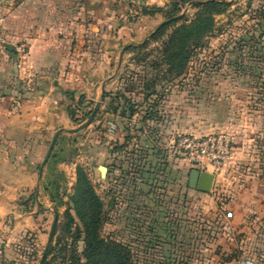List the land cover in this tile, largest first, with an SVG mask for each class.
I'll return each instance as SVG.
<instances>
[{"label": "rangeland", "instance_id": "rangeland-1", "mask_svg": "<svg viewBox=\"0 0 264 264\" xmlns=\"http://www.w3.org/2000/svg\"><path fill=\"white\" fill-rule=\"evenodd\" d=\"M118 1L129 9V19L140 17L135 3ZM237 5L215 16L214 31L195 49L182 76L165 74L160 66L163 42L173 28L150 40L155 19L162 16L156 14L142 22L147 28L136 32L109 90L102 92L100 86L112 72L102 73L115 69L119 59L108 68L92 59L94 68L81 75V84L72 76V93L40 110L38 133L25 141L30 154L23 157L24 166L31 169L32 162L33 168L30 182L14 190L16 212L30 217L23 224L30 226L15 242L11 258L5 261L0 248V264H41L49 248L45 264H85L83 229L73 201L79 172L102 203L100 236L126 246L133 264H224L231 259L241 264L248 258L234 246L245 235L231 233L224 215L188 186L190 165L176 160L175 143L183 132L176 128L173 107L176 101L191 103L199 93L216 117H264V0H238ZM196 11L182 8L189 20ZM144 41L146 46L138 47ZM98 101L87 127L59 134L40 175L56 131L82 125Z\"/></svg>", "mask_w": 264, "mask_h": 264}, {"label": "crops", "instance_id": "crops-1", "mask_svg": "<svg viewBox=\"0 0 264 264\" xmlns=\"http://www.w3.org/2000/svg\"><path fill=\"white\" fill-rule=\"evenodd\" d=\"M129 1L136 4L139 18L129 19L125 14L129 9L118 0H0L6 33L13 39L26 40L30 46L21 71L16 68L11 48L0 52V248L5 261L14 255L15 242L23 236L25 226H30L23 224L31 218L16 212L14 190L30 182L33 168L32 162L31 169L28 164L24 166L23 157L30 154L25 141L38 133L40 110L72 93V76L81 84V75H88L94 68L92 59L103 60V68L119 59L115 69L102 73L112 72L100 86L102 92L109 90L121 60L131 52L136 32L142 34L147 28L142 22L146 17L156 18L144 9L165 7L168 2ZM193 1L184 4L187 12L195 8ZM225 1L229 8L238 6V0ZM162 16L155 19L154 26L161 23ZM173 107L176 128L183 133L225 131L233 135L232 157L215 176L211 190H197L211 208L224 215L231 233L245 235L234 246L254 264H264V117H216L210 101L201 99L199 93L191 103L176 101ZM224 264L237 263L231 259Z\"/></svg>", "mask_w": 264, "mask_h": 264}, {"label": "trees", "instance_id": "trees-1", "mask_svg": "<svg viewBox=\"0 0 264 264\" xmlns=\"http://www.w3.org/2000/svg\"><path fill=\"white\" fill-rule=\"evenodd\" d=\"M190 0H168L165 7L153 6L144 9L145 13L164 16V20L171 19L161 26L150 40L157 41L164 36L169 28H173L168 38L163 42L160 52V66L165 67L164 73L175 77L182 76L188 67L190 60L195 54V49L211 36L215 29V16L224 13L229 3L225 0H208L200 4H194L197 9L192 19H187L185 14L176 19L182 13V8ZM163 20V21H164ZM148 42V41H147ZM147 42L138 47H145ZM133 46L129 47V50ZM179 163L193 166L182 158L177 157ZM77 209V215L82 225L85 247L82 256L85 264H133L130 250L116 241H107L99 234V227L102 216V203L95 193L93 187L84 172H79L77 188L73 197ZM81 236V233L78 235ZM42 259L41 264L46 263L47 255Z\"/></svg>", "mask_w": 264, "mask_h": 264}, {"label": "built area", "instance_id": "built-area-1", "mask_svg": "<svg viewBox=\"0 0 264 264\" xmlns=\"http://www.w3.org/2000/svg\"><path fill=\"white\" fill-rule=\"evenodd\" d=\"M0 18V52L9 48L16 58L19 71L24 69L25 59L29 53V43L23 39H13L5 31ZM233 135L225 132L211 134L182 133L175 143L176 155L189 162L193 168L213 173L221 172L231 159L234 150ZM241 264H254L250 259Z\"/></svg>", "mask_w": 264, "mask_h": 264}, {"label": "water", "instance_id": "water-1", "mask_svg": "<svg viewBox=\"0 0 264 264\" xmlns=\"http://www.w3.org/2000/svg\"><path fill=\"white\" fill-rule=\"evenodd\" d=\"M203 2H207V0H196V1H193L191 4H200V3H203ZM184 14L185 13L183 12V13H181L180 15H178L175 18L176 19L181 18ZM169 21H171V19H167V20H164L161 23H159V25L150 34V36H152L161 26H163L164 24H166ZM126 48H127V46L124 47V49L122 51V54L124 53V51H125ZM100 105H101V102L98 101L97 104H96V106L94 107V109H93L90 117L88 118V120L85 121L79 127L74 128V129H64V128H61V129H59V130L56 131V133H55V135H54V137L52 139V142L50 144V147H49V149L47 151V154H46V156L44 158V161L42 162V165L40 167V175L42 173V170H43V167H44L46 161L49 159V157L51 155V152L53 150V147L55 145L56 139L59 136V134L62 133L63 131H67V132H71V133L72 132H77V131H79V130L85 128V127H87L93 121V118H94L96 112L98 111ZM214 179H215V175L213 173H210V172H207V171H200L197 168H192L190 170V172H189L188 186L190 188L198 189V190L203 191V192H209L211 190V188H212ZM56 221H57V219L55 217L54 222H53V225H52V228H51V232H50V235H49V241L53 237Z\"/></svg>", "mask_w": 264, "mask_h": 264}]
</instances>
